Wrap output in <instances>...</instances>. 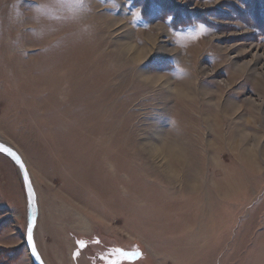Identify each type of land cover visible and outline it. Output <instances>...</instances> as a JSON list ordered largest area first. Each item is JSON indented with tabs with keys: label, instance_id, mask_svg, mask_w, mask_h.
<instances>
[{
	"label": "rangeland",
	"instance_id": "rangeland-1",
	"mask_svg": "<svg viewBox=\"0 0 264 264\" xmlns=\"http://www.w3.org/2000/svg\"><path fill=\"white\" fill-rule=\"evenodd\" d=\"M0 143L45 264H264V0H0ZM25 225L0 153V264Z\"/></svg>",
	"mask_w": 264,
	"mask_h": 264
},
{
	"label": "snow or ice",
	"instance_id": "snow-or-ice-1",
	"mask_svg": "<svg viewBox=\"0 0 264 264\" xmlns=\"http://www.w3.org/2000/svg\"><path fill=\"white\" fill-rule=\"evenodd\" d=\"M45 4V0H40V2H36V0H33V5L36 11H42ZM78 6L81 8L85 7V0H78ZM90 6V5H89ZM206 31L205 26L203 24L199 25L197 35L204 33ZM180 70L177 66V72H180ZM175 74V73H174ZM0 152H5L8 155L12 156L13 159L16 160L18 164H20V167L23 168L24 165L21 163L19 156H17L14 152H12L9 148H5L2 145H0ZM24 182L28 185V197H29V203L35 207V193L33 191V188L31 184L28 182V174L25 171L24 174ZM34 215V214H33ZM35 220L33 219V223L28 226L27 230V238L28 242L31 245V254L36 258V260L41 261V264H43L39 254L37 253L36 246L33 243V236H32V229L34 226ZM80 248L85 247V243L83 240L77 241ZM94 243L99 244V240H95ZM75 256H79V252L75 253ZM115 256L116 259H109V257ZM138 258H142V254L139 252V250L134 252H127L119 248L112 249L107 256L101 257V259L106 260L107 264H121L123 260H131L134 261Z\"/></svg>",
	"mask_w": 264,
	"mask_h": 264
},
{
	"label": "water",
	"instance_id": "water-1",
	"mask_svg": "<svg viewBox=\"0 0 264 264\" xmlns=\"http://www.w3.org/2000/svg\"><path fill=\"white\" fill-rule=\"evenodd\" d=\"M0 145H2L5 148H9L12 152H14L17 156H19L21 163H23V165H24V167L21 168L20 164H18L16 162V160L13 159L12 156L8 155L5 152H0L1 154L7 156L9 158V160L13 163V165L16 167V169L18 170V173H19V176H20V179H21V182H22V187H23V191H24V194H25V202H26V225H25V236H24V241L23 242H24V245H25V248H26V252L28 254V257L30 259L31 264H41V261L36 260V258L34 256H32V254H31V245L29 244L28 238H27L28 226L33 223V219H34L35 223H34V226H33V229H32V236H33V243H34V229L36 227V222H37V218H38L36 194H35V207L33 208V206L29 203L28 185L24 182V174H25V171H26L27 174H28V182L31 184V186L33 188V185H32V182H31V179H30V176H29V172H28L27 167H26L25 163L23 162L21 156L18 154V152H16L12 148L6 146L5 144L0 143ZM33 191H34V188H33ZM34 193H35V191H34ZM36 250H37V247H36ZM37 253L39 254L38 250H37ZM39 256H40V254H39ZM40 258H41V256H40ZM41 260H42V258H41ZM42 262H43V260H42ZM43 264H45V263L43 262Z\"/></svg>",
	"mask_w": 264,
	"mask_h": 264
},
{
	"label": "bare ground",
	"instance_id": "bare-ground-1",
	"mask_svg": "<svg viewBox=\"0 0 264 264\" xmlns=\"http://www.w3.org/2000/svg\"><path fill=\"white\" fill-rule=\"evenodd\" d=\"M126 48L128 49V50H130V51H133L134 50V47L131 45V44H127L126 45ZM134 53H138V52H134ZM141 55L142 54H140V53H138V54H136V57L135 58H137V59H139V58H141ZM254 57L257 59V58H259V57H262V56H260V55H257V54H255V55H253V59H254ZM247 64H245V66H246ZM168 86H169V84H168ZM229 111V110H228ZM246 145V144H245ZM153 146V145H152ZM159 149V150H158ZM161 149H163L162 151L163 152H165V154H166V157H167V161H168V158H175V159H177V160H183V154H182V152L175 146V145H169V144H167L166 146L165 145H162V146H158V147H155L154 146V151L156 152H158V153H161L162 151H161ZM253 149H251V148H249L247 151H246V153H247V155H249V156H253ZM20 154H21V157H22V160H24L25 161V156H24V154L23 153H21L20 152ZM156 155V154H155ZM162 156V155H161ZM165 156V155H164ZM159 158H160V156H159ZM23 161V162H24ZM25 164H26V161L24 162ZM26 167H27V164H26ZM170 169V171L172 172V170H171V168H169ZM27 170L29 171V176L31 177L30 179H32L33 180V182H34V177H33V174L30 172V170H29V168L27 167ZM168 173V172H167ZM170 173V172H169ZM173 173V172H172ZM32 180H31V182H32ZM35 184V183H34ZM37 190V189H36ZM36 190H34V191H36ZM35 194L37 195V197H36V200H37V209H38V222H37V225H36V227H39V221H41V220H39V217H41V213H42V207H41V203H40V200H39V195H38V193H37V191L35 192ZM25 211V210H24ZM87 223V222H86ZM40 229V228H39ZM35 230V229H34ZM44 262V261H43Z\"/></svg>",
	"mask_w": 264,
	"mask_h": 264
},
{
	"label": "crops",
	"instance_id": "crops-1",
	"mask_svg": "<svg viewBox=\"0 0 264 264\" xmlns=\"http://www.w3.org/2000/svg\"><path fill=\"white\" fill-rule=\"evenodd\" d=\"M38 219V218H37ZM36 224H37V222H36Z\"/></svg>",
	"mask_w": 264,
	"mask_h": 264
}]
</instances>
